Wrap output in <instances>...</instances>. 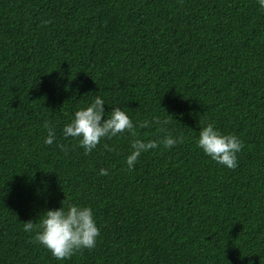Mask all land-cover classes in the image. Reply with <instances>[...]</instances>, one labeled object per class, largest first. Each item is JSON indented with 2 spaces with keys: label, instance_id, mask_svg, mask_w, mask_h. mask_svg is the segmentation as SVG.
Returning a JSON list of instances; mask_svg holds the SVG:
<instances>
[{
  "label": "trees",
  "instance_id": "1",
  "mask_svg": "<svg viewBox=\"0 0 264 264\" xmlns=\"http://www.w3.org/2000/svg\"><path fill=\"white\" fill-rule=\"evenodd\" d=\"M97 96L149 126L85 154L62 129ZM208 123L243 142L235 169L197 147ZM168 134L128 169L133 139ZM62 201L100 234L57 260L23 226ZM0 264H264L258 0H0Z\"/></svg>",
  "mask_w": 264,
  "mask_h": 264
},
{
  "label": "clouds",
  "instance_id": "2",
  "mask_svg": "<svg viewBox=\"0 0 264 264\" xmlns=\"http://www.w3.org/2000/svg\"><path fill=\"white\" fill-rule=\"evenodd\" d=\"M258 4L264 9V0H258ZM104 105V101L97 96L89 106L77 110L71 122L62 129L65 138H78L85 154H90L96 149L102 139H112L125 132L137 137V128L149 126L147 120L134 125L132 119L120 107H113L110 114L105 117ZM156 123L159 124L160 121L157 119ZM167 123V120L163 121V124ZM44 127L48 129L44 142L51 145L55 140V130L48 123H45ZM182 142L183 137H173L171 134L165 135L159 142L156 140L145 142L135 138L131 141V152L126 158L128 169L132 170L140 155L157 148L158 143L165 148H171ZM196 144L212 160L228 169H235L238 166L237 153L244 147L236 135L224 134L212 123L200 129ZM103 146L108 151H115L108 144ZM60 147L63 149L64 146ZM99 174L108 173L102 168ZM63 201L61 207L45 210L39 223L28 220L23 226L25 232H34V241L44 246L57 260L70 259L76 252L85 248H95L100 234L91 207L68 204L65 208Z\"/></svg>",
  "mask_w": 264,
  "mask_h": 264
}]
</instances>
